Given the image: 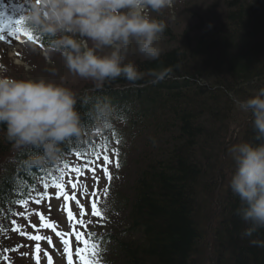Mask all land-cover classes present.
<instances>
[{"label":"trees","instance_id":"trees-1","mask_svg":"<svg viewBox=\"0 0 264 264\" xmlns=\"http://www.w3.org/2000/svg\"><path fill=\"white\" fill-rule=\"evenodd\" d=\"M226 3L234 12L216 31L196 40L186 30L182 43L159 59L133 60L142 80L133 85L117 78L79 97L87 135L78 140L77 150L94 148L88 124H93L96 100L104 98L114 111L127 100L123 113L113 111L108 133L101 134L106 146L119 139L142 142L146 149L133 162L136 174L128 195L109 207L122 225L111 222L95 231L107 249L102 264H264V246L251 243L264 242V228L241 236L249 225L236 214L241 201L229 187L235 165L227 141L231 130L238 143L264 142L256 139L251 113L242 112L239 120L235 115L237 100L264 88V0ZM157 14L155 19L165 23ZM162 36L175 38L167 25ZM117 125L128 134L112 136ZM234 125H241L237 135ZM5 133L6 125H0V229L7 228L21 193L33 185L40 190L41 177L51 184L60 175L58 167L45 172L27 167L34 152L15 149ZM76 148L65 144L63 152ZM120 179H113V187Z\"/></svg>","mask_w":264,"mask_h":264},{"label":"clouds","instance_id":"clouds-1","mask_svg":"<svg viewBox=\"0 0 264 264\" xmlns=\"http://www.w3.org/2000/svg\"><path fill=\"white\" fill-rule=\"evenodd\" d=\"M27 4L23 26L46 42L45 55L59 54L69 72L101 89L121 77L133 85L143 79L144 73L128 57L138 53L145 60L159 59L166 24L150 13L170 8L173 0H27ZM5 71L0 66V125H6V139L17 150L34 152L25 161L27 167H60L66 159L63 146L85 134L77 109L80 98L62 84L16 79ZM236 104L251 113L256 139L264 141V88ZM113 111L108 98L93 105L90 136L107 130ZM229 153L235 165L229 187L241 201L236 214L249 225L241 236L250 237L264 228V142L237 143Z\"/></svg>","mask_w":264,"mask_h":264},{"label":"rangeland","instance_id":"rangeland-1","mask_svg":"<svg viewBox=\"0 0 264 264\" xmlns=\"http://www.w3.org/2000/svg\"><path fill=\"white\" fill-rule=\"evenodd\" d=\"M28 10L27 0H4L3 6L0 7V12L4 13V15L0 16V26L4 28L2 34L7 36L10 21L18 19L20 15L25 14ZM230 10L231 8L226 3V0H173V5L170 8H165L158 14L157 12H151L150 15L152 16V13L157 15L161 14L160 17H162L166 25L170 27V31L175 37L173 40H170L161 35L159 46L162 52H164L165 50L175 48L181 44L184 39L181 38V33L186 30L193 34L196 40L202 38L205 34H211L216 31L217 28L222 26L221 24L225 21L226 14H228ZM231 12H234V10L232 9ZM9 40L12 42L0 41V66H3V69L6 70L4 72L5 75L16 79L43 78L47 81L62 84L76 93L91 87L90 84L94 85L92 81L84 80L69 72L63 58L59 54L51 56L45 55L37 46L33 45V42H31L27 36L21 35L19 41L12 38H9ZM142 58L143 57L136 53L130 54L128 60L133 61ZM236 113H239L235 114L237 115V120L244 118L239 108H237ZM235 126L236 125L233 127ZM240 127L241 125L235 127V135H237V131L240 133ZM227 136V141L231 146L238 143L239 136H234L232 140L231 130ZM125 147L128 149H125V152L132 154L131 156L133 157H137L139 156L138 154H142L146 151L145 145L142 142L133 148L128 145H125ZM71 160L73 161L74 167L79 166V160L75 159V157ZM231 161L233 160L231 159ZM2 167L3 165L0 164V170ZM110 170L115 177L121 175V179L114 184V187L113 181L111 182L112 187L109 196L107 199L102 200L101 207L104 210L106 219L100 223L107 226L112 222L111 224L114 223L113 226H120L123 223L122 217L114 214L112 216V213L109 212V207L114 203L117 204L116 200L123 199L128 195L136 170L132 167L130 162L126 163L124 169H115L111 167ZM86 183L88 185L93 184L90 176L86 180ZM106 183L107 181L102 177L100 186L104 187ZM117 186H119V188L121 187L120 191ZM52 194L53 198L50 201V210L49 201L46 199L41 205L29 204L25 212L27 219L15 215L12 217V220L15 219L17 224L13 225L10 223L7 230L1 236L0 264H9L8 261L3 259L5 255L10 257L11 264H37V253L35 251V244L37 242L29 240L27 235H21L20 232L12 231L13 227H19L20 231L30 235L40 234L52 237L53 242L51 245L47 243L46 239L39 242L41 245L39 264H49L48 256L52 258L51 264H67V256L63 251L60 238L50 229L43 228L39 216L36 215L37 212L43 213L47 221L56 223L59 231L70 230L66 214L63 210V202L55 199L54 192ZM111 207H114V205ZM19 211L24 210L15 207L14 213ZM86 219H91L93 221L97 220V218L91 216H88ZM33 224L36 225L35 229L32 227ZM99 228L103 227H100L99 224L91 226L92 231H96ZM4 248L11 249L12 251L4 253ZM45 252H47V256L44 255ZM73 260L74 262L76 261L75 256H73Z\"/></svg>","mask_w":264,"mask_h":264},{"label":"snow or ice","instance_id":"snow-or-ice-1","mask_svg":"<svg viewBox=\"0 0 264 264\" xmlns=\"http://www.w3.org/2000/svg\"><path fill=\"white\" fill-rule=\"evenodd\" d=\"M4 4V0H0V7ZM4 13L0 12V16ZM20 15L18 19L10 21L7 36L3 35L4 28L0 26V41H7L11 43L9 38L16 41L20 40L21 35L27 36L33 43H38L40 47H44V44L40 37L35 36L28 32L24 26L22 17ZM123 120V117H120ZM107 128L111 127L110 124L106 125ZM87 135V132H85ZM115 135V130H113ZM75 143L76 149H72L65 152L64 155L74 156L75 159L81 161V166H70L64 164V167L60 169V175L58 177H52L51 184L44 182V177H41L43 191H39L35 185L31 186L25 193L20 195L24 198L15 201L16 205L24 211L14 213L15 216L24 217L27 219L25 212L27 211L29 204L41 205L46 199L50 201L54 197L57 200L63 202V210L66 214L67 222L69 225L68 231H59L56 223L49 222L45 219L43 213L37 212L42 222V227L50 229L63 245V251L67 256V264H102L103 256L106 254L107 249L102 245L104 240L98 235L97 232L91 230V226L99 224L100 227H104L101 221H105L104 210L101 207L102 200L107 199L110 193L111 182L115 177L110 170L111 167L119 169L121 167V153L119 148L109 149L104 146L102 150L99 148L79 149V141H70L67 145ZM117 145L121 144V140L115 141ZM40 172H45V169H39ZM100 173V174H98ZM93 181L92 185H88L86 180L89 178ZM104 178L107 183L104 187L100 186L101 178ZM88 216L97 218L96 221L86 219ZM13 225L17 224V221L13 219L11 221ZM32 227L35 229L36 225ZM12 231L20 232L21 235H27L31 241H36L35 251L37 253V264H39V254L41 252L40 241L47 240L49 245L52 244L51 236H44L40 234L30 235L20 231L19 227H13ZM11 249L4 248L3 252L8 253ZM47 256V252L44 253ZM73 256L76 257L74 262ZM5 261L11 264L10 257L3 256ZM49 264L52 262L51 256H48ZM106 264V262H104Z\"/></svg>","mask_w":264,"mask_h":264}]
</instances>
